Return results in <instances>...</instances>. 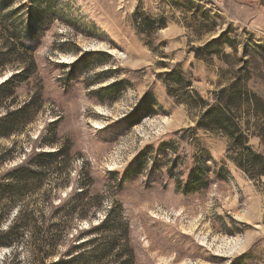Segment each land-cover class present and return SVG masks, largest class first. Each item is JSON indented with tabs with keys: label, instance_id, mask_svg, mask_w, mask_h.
<instances>
[{
	"label": "rangeland",
	"instance_id": "1",
	"mask_svg": "<svg viewBox=\"0 0 264 264\" xmlns=\"http://www.w3.org/2000/svg\"><path fill=\"white\" fill-rule=\"evenodd\" d=\"M30 22L40 24L32 71L0 90V114L33 96L30 119L0 137V171L32 147H67L63 182L54 185L60 174L46 171L20 195L36 223L50 209L57 223L51 254L36 264L67 248L70 264H117L127 256L133 264H264V182L237 165L229 136L196 122L199 97L220 96L259 131L261 1L0 0V82L27 62V54L14 60L2 50ZM249 100L258 116L246 112ZM136 108L140 118L130 124ZM249 143L264 152L258 136ZM81 211L95 215L75 217ZM108 212L127 225L125 239L109 247L114 228L107 226L88 243L77 244L92 235L86 231L71 237ZM26 243L0 246V264H32Z\"/></svg>",
	"mask_w": 264,
	"mask_h": 264
},
{
	"label": "trees",
	"instance_id": "2",
	"mask_svg": "<svg viewBox=\"0 0 264 264\" xmlns=\"http://www.w3.org/2000/svg\"><path fill=\"white\" fill-rule=\"evenodd\" d=\"M40 30L39 23L30 22L28 27L18 33H11L12 41L6 46L5 53H14L12 55L14 60L19 54L29 55L27 62H25L19 71L11 73L8 77L0 82V90L3 87H8L13 79L17 75L25 74V76L31 73L33 57L32 51L36 48L39 43V37L35 35V32ZM31 67V68H30ZM27 73V74H26ZM35 94V93H34ZM215 96L217 95L214 93ZM33 96L30 100L24 101L22 104L18 105L16 108L9 109L5 108L3 114H0V137H8L13 132H18L22 129L24 123L28 122L30 117H26V112L31 108L33 102ZM239 96L236 95L235 100L238 101ZM199 105L201 110L199 116L196 120L199 126L205 128H214L224 135L230 138V147L235 151V158L237 165L242 167V169L247 173V175L254 180H263L264 182V152L259 150H254L252 145L249 143V139L252 136H258L261 143L264 144V119L260 122L259 131L252 130L248 124H243L239 120V107H231L226 103L222 102L223 99L219 96L215 97L214 101L207 102L199 97ZM246 112H251L254 116H258L259 109L255 108L252 101H247ZM236 106V105H234ZM138 110L133 111L127 118L131 121L130 124H134L139 118ZM264 116V113H263ZM262 117V116H261ZM259 117H256V119ZM255 119V121H256ZM52 143V142H48ZM66 145H58L53 148H48V150L35 149L34 147L28 150V153L23 152L21 158L16 161V163L5 167L0 171V223L2 219H5L7 214L15 209L13 217L10 218L9 222L3 228L0 225V246L6 244H16L25 240L30 248V256L32 264H36L38 261V255L42 257L49 256L52 252V245L54 240H56L58 233L55 231V226L57 223L53 222L52 215L53 211L50 209L44 214H40V221L36 223L37 217L32 215L29 208L30 202L24 203L20 198L23 191L29 188L33 189L35 185H38L42 181V176L46 171L55 170L57 174L61 176V168L63 161L65 160L64 154L66 153ZM64 157V158H63ZM63 158V159H62ZM60 159V160H59ZM59 160V161H58ZM56 163H60L56 165ZM56 179L53 184L59 185L62 181V176ZM89 174L83 175V179H86ZM86 187L81 186L82 192H85ZM80 192V193H82ZM46 198L50 196V192H47ZM46 204L50 206L51 200H46ZM47 206V207H48ZM104 218H100L95 224L89 225V227L80 229L76 228L75 233H71V237H75L81 233V231H86L92 235L85 238H81L77 242L78 245L88 243L93 241L95 238L99 237L101 233L96 231L98 227H113L112 233L110 235V240L107 242L109 247H113L116 241L120 238H126L128 233V227L125 223H122L117 217L111 212H108ZM66 215V214H65ZM95 215V213L81 211L76 213L75 217H90ZM27 230L30 231V236L25 239L24 235ZM45 236L37 237V233H41ZM95 232V233H94ZM36 234V236H35ZM108 247V248H109ZM38 249V250H36ZM111 250V249H110ZM110 250H103V252H98L96 254L97 261H102L110 253ZM122 253V252H121ZM71 251L67 248L61 255L53 258L48 264H70L72 259L70 258ZM40 256V258H41ZM117 264H133L132 258L127 256L123 261Z\"/></svg>",
	"mask_w": 264,
	"mask_h": 264
},
{
	"label": "water",
	"instance_id": "3",
	"mask_svg": "<svg viewBox=\"0 0 264 264\" xmlns=\"http://www.w3.org/2000/svg\"><path fill=\"white\" fill-rule=\"evenodd\" d=\"M261 1V3L264 5V0H260Z\"/></svg>",
	"mask_w": 264,
	"mask_h": 264
}]
</instances>
